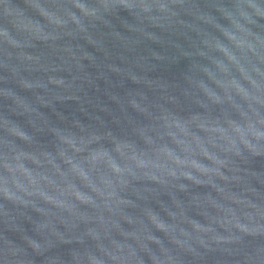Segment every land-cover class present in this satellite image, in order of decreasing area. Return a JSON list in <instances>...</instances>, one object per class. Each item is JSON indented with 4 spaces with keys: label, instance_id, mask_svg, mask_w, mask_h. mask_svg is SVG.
<instances>
[{
    "label": "water",
    "instance_id": "obj_1",
    "mask_svg": "<svg viewBox=\"0 0 264 264\" xmlns=\"http://www.w3.org/2000/svg\"><path fill=\"white\" fill-rule=\"evenodd\" d=\"M140 2L153 11L85 31L69 5L95 0H0V264H114L100 247L116 264H264V19L222 17L264 0ZM81 129L121 142L93 154L121 175L84 181L103 201L60 161Z\"/></svg>",
    "mask_w": 264,
    "mask_h": 264
},
{
    "label": "clouds",
    "instance_id": "obj_2",
    "mask_svg": "<svg viewBox=\"0 0 264 264\" xmlns=\"http://www.w3.org/2000/svg\"><path fill=\"white\" fill-rule=\"evenodd\" d=\"M33 7V9L39 14V16L41 17V20L46 22V24L50 25L51 28L54 29H61L64 28L65 25L63 23L60 22V20L58 18L53 19L50 18V16L45 15L43 12L40 11V9L34 5H31ZM41 7H45L43 4L41 5ZM57 7L56 5H54V8L56 10H52V13L55 14L57 17L59 15H62L63 13H57ZM69 7L75 10L73 11V15L76 17H83V20L81 21V24L83 25V29L86 31V22H103L106 20V18L115 10V9H123L125 11H133L134 9L139 8V10L142 13H151L153 11V7H149L147 6L145 3L140 2V0H137L136 3H129L128 0H117V2H109V0H95V4L94 6H90L88 3L85 4L84 7H81L80 4L78 3H73L71 5H69ZM47 8V7H45ZM158 10L160 12H167V9L164 6H157ZM240 8H244V9H251L252 12L250 13L249 11L246 12H239ZM236 13H234V15H239V21L236 23H233V16L230 15H226L224 13H222V17L224 19H227L229 21V23L231 24V26L233 28H235L236 32H241L244 30V28L246 27L249 31L250 29L247 27V25L252 23V14H255L257 17H259L260 19H264V15L260 14L256 8L253 7L252 4H237L236 5ZM220 9H218L219 11ZM118 15V13H117ZM70 19V17H69ZM71 20V19H70ZM56 21H59V23H56ZM35 23L43 26L45 25V23H42L41 21H36ZM72 23V21H71ZM77 27L80 25L74 24ZM218 24V22H217ZM27 31V29H25ZM6 33H9L7 30H5ZM251 32V31H250ZM221 35H223L225 37V39H227L230 43L233 42V38L232 40H229L224 33L221 32ZM232 37V36H231ZM37 41H40L42 43H46L45 40H41V39H35ZM5 43L7 45L8 42L5 41ZM10 47L15 48L14 46L9 45ZM234 47L239 48L240 45L239 44H233ZM217 52L222 53L219 50H216ZM249 51H251V49H249ZM231 62V60H230ZM51 84V83H50ZM28 90V89H25ZM199 130H202L201 128H199ZM83 129L80 130V133H73L70 134V136L73 138V143L71 144H64L61 142V140H59L60 144L63 145V151L59 152V157H60V161L63 164H66L68 166V169H70L74 174H75V183L76 181L80 182V185L83 188H87L89 189V191H93L94 190L91 188V185L88 183H84V181H86L88 179V173L90 172L92 176H97V174H100V170H107L112 172L114 175H121V172H114L110 166L109 160H104V159H93V154L97 153V152H104L107 154V156L110 157H120L121 155V151H118V148L121 144V142L117 141L115 138H112L110 143H111V148L106 147L103 143V141L110 136L111 134H105V135H101V134H97V133H92L90 135H88L87 137L85 135H83ZM24 133L29 136L25 131ZM15 137V136H14ZM93 137H96L97 139H95L94 141L92 140ZM171 138V137H170ZM15 139L24 141L18 137H15ZM255 139V138H254ZM256 140V139H255ZM257 141H264V139H260ZM25 142V141H24ZM147 143V141H145ZM128 144V143H127ZM241 145H243L244 148H247L246 145H244L242 142H240ZM130 145V144H129ZM215 147V146H214ZM62 153V155H61ZM71 153V154H69ZM135 158V153H133V159ZM206 159V158H205ZM103 160V163H101V161ZM54 164L55 161H54ZM138 167V166H137ZM139 168V167H138ZM60 171H63L60 168ZM57 174H59V172H57ZM129 177H131L132 179H139L140 177L138 176H134V175H130L128 174ZM183 178V177H182ZM184 180H189V179H185ZM150 180L152 183H157V182H153L151 179ZM121 183H125L127 186L128 181H123V182H119ZM196 185V184H195ZM197 187H202L204 185H196ZM95 193V192H94ZM95 197H99L100 200H104V197L102 195H100L99 193H95ZM73 198L80 204V205H84V206H88L89 203H85L80 201L77 198V195H74ZM5 200L16 204L15 202H13L10 199H6L4 197ZM46 204L51 205L50 202H45ZM53 207H56L55 205H52ZM34 211H37V208H33ZM106 210L108 212H110V209ZM67 211V210H65ZM152 211V210H151ZM153 213H155L154 211H152ZM166 212V211H165ZM111 213V212H110ZM167 214V212H166ZM168 215V214H167ZM123 219V218H122ZM146 219L149 221V219L146 217ZM126 223H128L126 220H124ZM150 222V221H149ZM151 223V222H150ZM153 228L156 229V231L162 232L160 230H158V228L154 225H152ZM164 233V232H163ZM49 235H51V233H49ZM89 236H91V233H89ZM95 239V238H93ZM159 239V238H158ZM154 243V241H151ZM27 243L28 246L30 248L33 249V251L35 252H40V247L38 246L40 244L39 241L37 240H33L31 238L27 239ZM33 245H36V247H33ZM99 251L108 259L112 260L114 262V264H116L117 261H119L120 259H118V256L116 255H112L109 256L105 251L103 247L99 248ZM118 251H122V249L118 248ZM84 260L87 262V264H98V262L100 261L99 256L94 255V258H89L88 254H85V256L83 257ZM103 264H105V260L103 259Z\"/></svg>",
    "mask_w": 264,
    "mask_h": 264
}]
</instances>
